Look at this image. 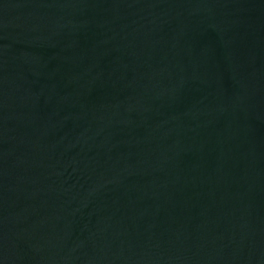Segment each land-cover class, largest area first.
Segmentation results:
<instances>
[{"label":"water","instance_id":"water-1","mask_svg":"<svg viewBox=\"0 0 264 264\" xmlns=\"http://www.w3.org/2000/svg\"><path fill=\"white\" fill-rule=\"evenodd\" d=\"M0 264H264V0H0Z\"/></svg>","mask_w":264,"mask_h":264}]
</instances>
